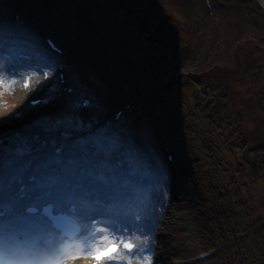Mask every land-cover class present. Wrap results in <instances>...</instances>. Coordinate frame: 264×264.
<instances>
[{"label":"rangeland","instance_id":"obj_1","mask_svg":"<svg viewBox=\"0 0 264 264\" xmlns=\"http://www.w3.org/2000/svg\"><path fill=\"white\" fill-rule=\"evenodd\" d=\"M12 2L13 15L0 18L5 26L33 33L45 25L37 42L43 51L50 55L45 37L60 45L55 31L66 35L67 46L72 37L79 51L75 68L64 67L65 84L58 85L52 71L24 101H0L4 120H32L33 126L20 130L39 133L41 140L53 135L59 139V133L45 132L44 127L62 120L73 140L111 141L113 155L121 150L130 167L136 166L131 156L140 160V167L143 164L141 170L130 169L142 175L129 184L133 195L128 192L129 199L118 201L124 206L121 215L131 220L136 207L157 218L163 203L169 210L167 224L147 228L158 238L144 242L149 258L142 256L140 262L141 253L134 249L122 260L264 264L262 2L6 1ZM18 49L29 53L23 46ZM101 71L105 80L97 77ZM18 80L8 79L19 88ZM66 89L73 90L71 102L63 101ZM29 99L42 103L32 108ZM84 99L92 105L82 107ZM125 105L130 108L125 110ZM120 110L121 119L112 121ZM130 145L138 151L135 155ZM117 160L114 156L109 161L114 170ZM51 171L49 175L56 173ZM125 231L127 238L141 239L128 226ZM208 251H213L210 257L197 260Z\"/></svg>","mask_w":264,"mask_h":264},{"label":"snow or ice","instance_id":"obj_2","mask_svg":"<svg viewBox=\"0 0 264 264\" xmlns=\"http://www.w3.org/2000/svg\"><path fill=\"white\" fill-rule=\"evenodd\" d=\"M5 55L15 63L28 54L0 34V58ZM5 83L12 86L15 81L0 80V86ZM24 86H28L27 80ZM44 131L59 133V139L53 135L41 140L39 133L34 132H0V264H61L74 241L83 244L85 256L98 261L111 260L121 246L131 252L134 245L123 238L113 243L114 234L122 236L126 223H102L82 233L69 229L67 218L54 211L71 205L70 211L74 213L77 206L87 209L91 202L99 203L120 194L121 177L109 163L116 151L115 144L96 137L73 140L62 120L50 123ZM49 148V160L58 165L66 149L75 158L69 159L70 167L63 168L62 175L38 176L41 166H32L39 154ZM9 173L11 182L6 183ZM9 200L18 205L15 213ZM96 215L102 217L104 213L99 211ZM144 227L151 225L146 223ZM78 258L79 254L71 256Z\"/></svg>","mask_w":264,"mask_h":264},{"label":"bare ground","instance_id":"obj_3","mask_svg":"<svg viewBox=\"0 0 264 264\" xmlns=\"http://www.w3.org/2000/svg\"><path fill=\"white\" fill-rule=\"evenodd\" d=\"M47 26L45 25H40L39 26V30L40 31H33V35H34V39H28L29 37L23 35L24 32H18V34L11 32L13 35H15L17 38H19L17 41H15L14 43H16L15 46H23V47H27V49L30 51L31 55L33 56L34 59H36L37 61H42V60H46L47 56L41 51L40 47L37 44V39L40 35V33H42V29H47ZM55 27V26H54ZM59 27V26H58ZM60 28V27H59ZM52 31V29H51ZM5 33H9L8 30L4 31ZM46 32V31H45ZM44 33V32H43ZM55 35L60 39V43L63 47V55H62V60L64 64H68L70 65L72 68H75V65L77 63V56H78V49L77 46L74 45L73 41L75 42V40L71 37L69 38L70 41H72L68 46H67V40H65V34L64 33H60L55 31L54 32ZM42 54L44 56H42ZM59 59V58H58ZM0 75L2 76V78L5 80V82H7V75L2 74V72H0ZM52 76V75H51ZM57 84H59L58 80H56ZM66 82V81H65ZM20 83V80H19ZM65 84V83H64ZM39 85H43V82H41L39 79H36L35 77L31 78V82L27 88V90L23 91L21 89V86L18 88L16 87V85H12L9 86L7 83H5L2 87H0L2 90L0 92V101L1 103L4 101L10 102L13 104L14 102L17 101H24V99L26 97L29 96L30 92L33 91L32 89H34L35 87L39 86ZM63 85V84H61ZM73 87H75V81L73 82ZM40 90V89H39ZM65 102H71L73 100V96L72 95H67L64 94L63 96ZM34 101L36 99H29L27 100V103L30 104V101ZM18 103V102H17ZM13 110V108H12ZM48 120V119H47ZM8 121L4 120V116L3 114L0 112V132L5 133L7 135H11L14 133H23L25 132L26 128L33 126V121L29 120L26 123L20 124L18 122H14V123H7ZM26 127V128H25ZM21 128H25V130H20ZM64 143V142H61ZM120 153H116L114 154L112 157H117L118 159L120 157H122V151L118 150ZM46 157H49V153H48V149L44 150L43 152H41L38 156V159L35 161V163L33 164V169L36 168L37 165H40V172L37 173L38 176L42 175V174H46L49 175L53 170L56 173L54 175H49V176H59L62 175V169L66 168V167H70V165L68 164V161L70 158H75L72 157L71 154L69 153V150L66 149L65 153H64V157L62 159V162L58 165L54 162H50L46 160ZM71 166H75V165H71ZM115 174L122 177L125 176L126 178H130L135 180L136 182H139L140 180L138 179V177L136 176L135 173H133L132 171L129 170V168L127 167V165L121 167L120 169L116 168L115 169ZM11 173H9L8 177H7V181L6 183H10L11 182ZM122 179V178H121ZM122 182V181H120ZM127 182H129V179L124 183L126 184ZM122 187H120V194L112 199H105L100 201L99 203L96 202H91L89 207L87 209H82L79 206H77V212H78V218H80L82 220V224L84 225V229L86 230H90L92 228L98 227L99 225H97V223H103L106 218L108 217V214H111L114 212V214L112 215H117L119 217H117V221L121 222L120 225L123 224H127L128 227H130V229L132 231H134L141 239H139L138 241H135L134 244V249L140 251L141 253V257H140V262H141V258L143 256V258L145 260H147L149 258L148 254L145 253V248L144 247V242H149L152 241L155 237L156 233L153 232L150 233L149 231H147L148 227H144V225L150 224L155 225V224H167L168 220H169V210L166 209V204L163 203L160 209L159 214L155 215L157 218H151L147 215V210H143L141 212L140 210L138 211L136 209L135 204L133 202H130V206L134 207V218H131V220L129 218H127L125 215H121V212L124 210V206L121 205V203L119 204L118 201H121V197L125 198V199H129L130 196L128 194V192H130V194H132V189L131 188H127L125 187V185H123V182L121 183ZM133 195V194H132ZM155 203V202H154ZM8 204L10 205L12 212L15 213L16 208L18 207V205H16L12 200L8 201ZM102 211L104 213V215L102 217L97 216L96 213ZM118 212H120L118 214ZM89 216H93V218L96 219V221L94 220H88ZM115 217V216H114ZM116 219V218H115ZM179 217H175V221L174 223L176 224V221L178 222ZM135 222V223H134ZM174 229L176 227H174V225L172 226ZM148 234V239L145 237ZM146 238V239H145ZM158 239V238H157ZM83 246V245H82ZM79 254L78 252H73L72 255H77ZM126 254V253H124ZM129 254V252H128ZM80 258L78 259H71V257H68V261L74 260L76 261L77 264H85L87 262V258H83L81 253L79 254ZM123 259V258H120ZM127 259V258H126ZM136 259V257H132L131 260L134 261ZM112 260H107L104 261L105 264H109V262H111ZM127 263V262H126ZM112 264V263H110ZM137 264L139 263V260L137 261Z\"/></svg>","mask_w":264,"mask_h":264},{"label":"water","instance_id":"obj_4","mask_svg":"<svg viewBox=\"0 0 264 264\" xmlns=\"http://www.w3.org/2000/svg\"><path fill=\"white\" fill-rule=\"evenodd\" d=\"M260 1L262 2L263 6H264V0H260Z\"/></svg>","mask_w":264,"mask_h":264}]
</instances>
